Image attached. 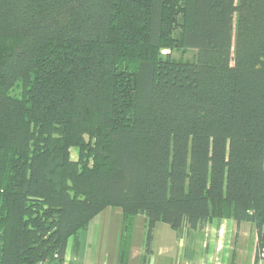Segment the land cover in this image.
<instances>
[{
	"label": "trees",
	"instance_id": "trees-1",
	"mask_svg": "<svg viewBox=\"0 0 264 264\" xmlns=\"http://www.w3.org/2000/svg\"><path fill=\"white\" fill-rule=\"evenodd\" d=\"M1 37L0 264H63L108 207L119 264L138 214L146 255L159 222L233 219L259 259L264 0H0Z\"/></svg>",
	"mask_w": 264,
	"mask_h": 264
},
{
	"label": "crops",
	"instance_id": "crops-1",
	"mask_svg": "<svg viewBox=\"0 0 264 264\" xmlns=\"http://www.w3.org/2000/svg\"><path fill=\"white\" fill-rule=\"evenodd\" d=\"M122 209L108 207L95 216L78 241L71 237L63 264H119ZM144 215L135 216L126 264H255L259 235L250 222L215 219L201 230L181 234L159 222L150 255L145 254Z\"/></svg>",
	"mask_w": 264,
	"mask_h": 264
},
{
	"label": "rangeland",
	"instance_id": "rangeland-1",
	"mask_svg": "<svg viewBox=\"0 0 264 264\" xmlns=\"http://www.w3.org/2000/svg\"><path fill=\"white\" fill-rule=\"evenodd\" d=\"M15 43V39L13 38H0V50H7L9 48H11V46H13ZM162 53L164 56L168 55L169 53L170 56L174 59L183 61V60H194L195 58V53L196 51L193 49H182L180 47H175L173 48V50L170 52L167 49H163ZM13 94L15 95H19L20 94V88L16 87L12 90Z\"/></svg>",
	"mask_w": 264,
	"mask_h": 264
},
{
	"label": "built area",
	"instance_id": "built-area-1",
	"mask_svg": "<svg viewBox=\"0 0 264 264\" xmlns=\"http://www.w3.org/2000/svg\"><path fill=\"white\" fill-rule=\"evenodd\" d=\"M255 264H264V253H260L259 259L255 262Z\"/></svg>",
	"mask_w": 264,
	"mask_h": 264
}]
</instances>
